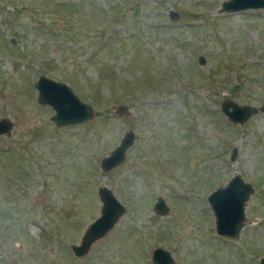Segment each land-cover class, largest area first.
<instances>
[{"label": "rangeland", "instance_id": "obj_1", "mask_svg": "<svg viewBox=\"0 0 264 264\" xmlns=\"http://www.w3.org/2000/svg\"><path fill=\"white\" fill-rule=\"evenodd\" d=\"M223 1L0 0V118L13 123L0 135V264H152L156 247L174 264H260L264 113L232 123L220 103L264 100V9L227 13ZM41 73L93 119L56 127L37 102ZM129 129L125 160L103 171ZM237 173L253 191L231 240L215 233L207 195ZM100 186L125 212L75 256Z\"/></svg>", "mask_w": 264, "mask_h": 264}, {"label": "water", "instance_id": "obj_2", "mask_svg": "<svg viewBox=\"0 0 264 264\" xmlns=\"http://www.w3.org/2000/svg\"><path fill=\"white\" fill-rule=\"evenodd\" d=\"M264 9V0H224L221 11L227 13ZM178 13L172 11L171 18L176 19ZM198 61L204 62L202 55ZM37 91V102L48 105L54 113L51 120L56 127L75 126L84 124L93 119V110L90 104L82 101L73 89L63 81L54 80L45 74H39L34 82ZM123 107L120 106L121 110ZM220 108L232 123H243L250 116L264 113V100L257 107L248 104H238L229 98L220 103ZM13 126L8 117L0 118V135L9 133ZM135 140V133L129 129L122 135L119 143L100 161L103 171L112 169L126 158V152ZM237 156L236 149H232L230 160ZM253 191L250 183L245 182L240 174L233 175L224 185L217 186L207 195V202L214 216L215 233L225 239L235 240L240 236L245 220V205ZM98 196L102 202L99 216L94 219L83 233L79 244H73L71 249L75 256H83L90 251L94 241L102 238L125 212V206L106 186L98 188ZM155 213L165 215L169 211L165 199L158 196L152 205ZM152 264H174L170 251L156 247L151 253ZM264 264V257L260 259Z\"/></svg>", "mask_w": 264, "mask_h": 264}]
</instances>
